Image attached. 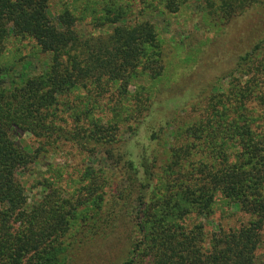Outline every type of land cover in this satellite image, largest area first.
<instances>
[{
	"label": "trees",
	"instance_id": "obj_1",
	"mask_svg": "<svg viewBox=\"0 0 264 264\" xmlns=\"http://www.w3.org/2000/svg\"><path fill=\"white\" fill-rule=\"evenodd\" d=\"M217 1L0 0V264H75L111 237L121 264H257L264 0ZM187 6L246 26L223 86L171 98L156 18ZM218 208L230 220L205 230Z\"/></svg>",
	"mask_w": 264,
	"mask_h": 264
},
{
	"label": "rangeland",
	"instance_id": "obj_2",
	"mask_svg": "<svg viewBox=\"0 0 264 264\" xmlns=\"http://www.w3.org/2000/svg\"><path fill=\"white\" fill-rule=\"evenodd\" d=\"M217 3L222 4V1L218 0ZM156 20L171 71L172 66L179 63V67L176 66L177 72H170L171 79L168 83L170 88H176L165 95L171 98L181 95L179 93L182 86L186 87L191 80L197 86L206 82H218L223 86V57L228 54L223 48L227 43L224 40L229 39L230 36L240 35L245 28L246 25L239 17L229 24L224 35L223 25L207 29L204 21L208 24L209 18L201 17L193 6L184 7L180 12L167 14L166 17L159 15ZM187 52H192L193 55H185ZM138 88L139 85L133 84L130 90L136 91ZM51 159L57 163L65 161L61 157ZM229 220L228 216L223 214V210L218 208L210 219L203 218L201 221L205 230L209 231L218 230L215 224L223 225ZM90 245L85 247L75 264H121L126 258L129 247L124 238L116 237ZM257 264H264V245L259 251Z\"/></svg>",
	"mask_w": 264,
	"mask_h": 264
}]
</instances>
